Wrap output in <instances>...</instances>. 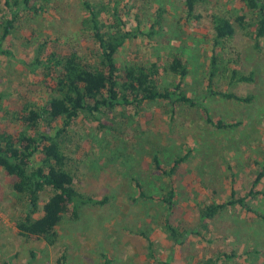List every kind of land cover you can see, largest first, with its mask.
<instances>
[{
	"label": "rangeland",
	"instance_id": "obj_1",
	"mask_svg": "<svg viewBox=\"0 0 264 264\" xmlns=\"http://www.w3.org/2000/svg\"><path fill=\"white\" fill-rule=\"evenodd\" d=\"M242 4L204 0L189 16L184 0H39L32 4L36 12L15 16L2 42L11 55L0 52L1 103L12 113L27 100L48 98L46 72L36 69L35 58L76 52L85 62H97L92 12L111 38L129 34L115 55L119 68L155 64L158 83L171 88L177 78L165 68L174 55L181 56L189 70L184 89L207 113L181 106L174 114L169 105L154 102L139 110L103 109L93 118L78 117L64 136L75 186L82 194L108 197V202L80 206L76 217L65 213L54 243L18 234L15 225L26 203L12 189L14 178L0 168V264H57L62 255L65 264H205L208 259H218L216 264H264V178L257 187L261 194L247 199L253 212L230 207L201 230L202 237L192 235L175 246L162 229L164 205L143 200L136 187L138 181L149 195L160 197L175 186V209L167 218L173 226L191 231L199 205L211 198L227 200L232 184L246 195L255 175L264 170V38L256 42L253 28L236 26L230 42L217 49L220 60L213 78L215 90L250 97L251 102L206 94L211 15L233 19L242 14ZM8 21L12 13L0 0V38ZM233 68L252 75V81L229 84ZM207 116L237 125L216 129ZM178 157L184 160L171 177L153 164L157 158L167 171ZM141 233L152 241L151 250Z\"/></svg>",
	"mask_w": 264,
	"mask_h": 264
},
{
	"label": "trees",
	"instance_id": "obj_2",
	"mask_svg": "<svg viewBox=\"0 0 264 264\" xmlns=\"http://www.w3.org/2000/svg\"><path fill=\"white\" fill-rule=\"evenodd\" d=\"M38 1L5 0L12 13V21L7 22L0 38L2 54L11 55V52L2 48V42L13 28L15 16L22 11L36 12L32 4ZM202 2L204 0H184L187 15H193L196 7ZM241 2L242 14L233 19L225 15H211L212 51L206 94L229 101L249 103L250 97H241L232 92H221L213 88V78L217 75L220 60L217 49H224L225 44L230 42L236 33V26L241 29L253 28L251 34L256 42L264 38V0ZM249 15L251 19L248 18ZM249 19L252 22H249ZM101 25L98 23L96 13L92 12L91 30L98 45L95 64L83 61L76 52L59 56L52 53L45 60L34 59L36 69L43 68L46 72L44 73L45 86L48 90L46 100H27L19 112L12 113L3 108L1 103L3 95L0 93V168L7 176L14 178L12 189L21 195L26 203V210L15 225L18 234L23 238L42 239L47 243H54L56 227L65 213L76 217L80 206H103L108 202V197L94 198L82 194L75 186L73 172L64 151V136L78 117L86 115L93 118L103 109L132 107L139 110L146 103L154 102L169 105L174 114L181 106L199 107L207 113L203 104L188 96L184 89L183 82L189 70L181 56L174 55L165 68V71L173 74L177 81L170 86L171 88L162 87L158 83V69L155 64L143 66L135 63L118 67L115 55L129 34L124 33L111 38L109 33L102 31ZM251 76L242 75L233 68L229 84L251 82ZM1 113H5L4 118L1 117ZM206 121L220 130L237 125L221 119L213 121L208 116ZM183 160V157L176 158L167 171L161 167L157 158L153 159V164L161 174L171 177ZM263 178L264 170L255 175L246 195H240L232 184L227 200L218 201L211 198L199 205L198 220L195 229L191 231L178 225L173 226L167 218L173 207L175 209L177 194L175 186L174 190L173 186H170V189L160 197L149 195L138 181L136 187L143 200H156L164 205L167 216L162 229L175 246L183 245L192 235L202 237L201 230H206L210 221L230 207L253 212L247 199L261 194L257 187ZM46 194L47 197L43 201L42 198ZM141 235L151 250L152 241L145 233ZM217 261L218 259H208L205 264H216ZM57 264H65V256L62 255Z\"/></svg>",
	"mask_w": 264,
	"mask_h": 264
}]
</instances>
